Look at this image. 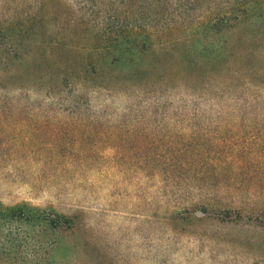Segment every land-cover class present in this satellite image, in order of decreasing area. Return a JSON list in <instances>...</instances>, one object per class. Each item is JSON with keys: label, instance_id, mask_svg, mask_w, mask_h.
Listing matches in <instances>:
<instances>
[{"label": "rangeland", "instance_id": "1", "mask_svg": "<svg viewBox=\"0 0 264 264\" xmlns=\"http://www.w3.org/2000/svg\"><path fill=\"white\" fill-rule=\"evenodd\" d=\"M233 1L0 0V264H264V9L187 37L192 75L113 64ZM258 29L260 77L237 76Z\"/></svg>", "mask_w": 264, "mask_h": 264}, {"label": "trees", "instance_id": "2", "mask_svg": "<svg viewBox=\"0 0 264 264\" xmlns=\"http://www.w3.org/2000/svg\"><path fill=\"white\" fill-rule=\"evenodd\" d=\"M263 4L264 2L262 0H235L228 5L227 13H224L223 15L218 14L215 17V19L211 17L205 19L206 18L205 17L203 20L195 22L190 27H187L186 29H183L179 32L177 31L178 32L177 36H176V30L173 29V27H170L168 29L169 33L168 35H166L167 41L161 43L162 45H160L158 50L151 48L152 44H157L158 42L157 37L151 36L149 38L150 42L146 40L144 41V43H140L137 40L136 41L134 40L133 45H130L129 48L124 50L125 55H122L120 57L119 54H117L116 56L113 57V60H115L113 64H120L121 62H123L124 56H130L133 59L130 60V62L135 64L138 63L137 61L139 60L137 59L138 56L145 55L150 59L148 60L146 65L148 69L147 73H149V71H157V70H160L162 72V70L160 69L161 62L159 59L160 57L165 56L167 58L172 59V62L174 63L173 67L179 71V74L190 73L192 75L194 72L191 70L192 68L191 66L192 65L196 66L197 58L194 57L192 53V41L190 40L191 38H187V37L192 36L193 38H196L201 33L207 35L211 32L217 33L219 31V28L222 27L223 25H228V30H232V31L236 29L241 30L242 27L245 26L244 24L250 21L251 18L263 16L260 14L261 9L262 8L264 9ZM139 30H140L139 28H136V31ZM257 31L258 32L254 33L246 30L243 31V33H240L238 35L237 46L234 48L232 47L231 54L228 46V70L233 67L234 68L238 67L239 69L236 71L237 76L239 75L241 77L244 74L243 75L244 77L246 78L248 77L250 79H255L260 77L258 71L255 69L257 67V64L255 63L257 61V58L260 56L259 51L262 48V42L259 39V35H258L261 29H258ZM116 40L115 41L112 39L110 40L106 39V41L103 40L100 47L101 51L111 50L115 44H117L116 47H121L123 45V43L120 42L118 38ZM125 47L127 46L125 45ZM133 50L136 51L135 56L132 54ZM96 52H100V50H97ZM236 55H238L237 58H235ZM107 58H110L109 55H107ZM134 58H136L137 60H135ZM89 64H91V67H94L95 66L94 64L96 63L91 62ZM89 64L87 65V67L89 66ZM243 67L245 68L244 70L246 73L242 72ZM94 68H95L94 70L97 69L96 67ZM88 71L89 70L87 69V72ZM99 72L100 70L97 72L94 71L92 73L86 74L87 77L86 80L90 82V84H92L93 87L96 86L99 87V85L95 84L94 82L95 81L94 77H99ZM102 75H108V73L102 70ZM147 77L145 76V73L139 72L133 78L146 79ZM168 77L170 78L171 81L174 80V77H172L171 75H168ZM147 80L148 81L151 80L150 77H148ZM124 81H126V79H120L121 83H123ZM157 81L160 82L161 80H157ZM163 84H167V83L163 81Z\"/></svg>", "mask_w": 264, "mask_h": 264}]
</instances>
